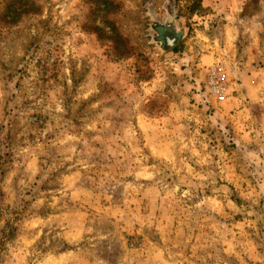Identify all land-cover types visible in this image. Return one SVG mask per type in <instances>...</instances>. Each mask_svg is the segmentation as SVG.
I'll return each instance as SVG.
<instances>
[{
    "label": "rangeland",
    "instance_id": "obj_1",
    "mask_svg": "<svg viewBox=\"0 0 264 264\" xmlns=\"http://www.w3.org/2000/svg\"><path fill=\"white\" fill-rule=\"evenodd\" d=\"M0 264H264V0H0Z\"/></svg>",
    "mask_w": 264,
    "mask_h": 264
},
{
    "label": "water",
    "instance_id": "obj_2",
    "mask_svg": "<svg viewBox=\"0 0 264 264\" xmlns=\"http://www.w3.org/2000/svg\"><path fill=\"white\" fill-rule=\"evenodd\" d=\"M178 42V38L177 37H166L164 39V49L168 50L170 48H172L176 43Z\"/></svg>",
    "mask_w": 264,
    "mask_h": 264
},
{
    "label": "built area",
    "instance_id": "obj_3",
    "mask_svg": "<svg viewBox=\"0 0 264 264\" xmlns=\"http://www.w3.org/2000/svg\"><path fill=\"white\" fill-rule=\"evenodd\" d=\"M212 86L214 88V91L219 94L220 93V89L218 87L219 86V79L216 80V81H214V82H212ZM220 99L223 100L224 97L223 96H220Z\"/></svg>",
    "mask_w": 264,
    "mask_h": 264
}]
</instances>
